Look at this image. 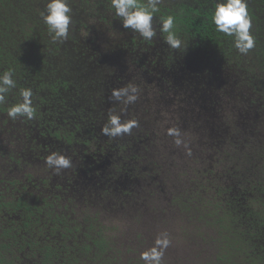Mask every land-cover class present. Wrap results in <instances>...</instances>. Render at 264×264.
Here are the masks:
<instances>
[{"label":"trees","instance_id":"obj_1","mask_svg":"<svg viewBox=\"0 0 264 264\" xmlns=\"http://www.w3.org/2000/svg\"><path fill=\"white\" fill-rule=\"evenodd\" d=\"M90 1L68 0L72 23L68 39L61 43L53 42L41 18L47 0H0V73L12 70L16 81L8 102L15 104L21 100V88L37 83L39 68L34 64H69L74 54L70 41L77 43L74 27L81 23L82 15L95 11ZM104 1L108 0H98V4ZM216 2L163 0L153 15L159 19L174 16L175 31L191 52L201 50L223 64L238 58L255 66V75H249L242 68L246 64H227L233 80L240 82L237 87L247 90V106L252 112L247 119L245 111L237 112V120L245 118L244 127L236 125L234 118L229 133L236 148L217 156L220 164L216 162L214 170H200L202 177L196 185L183 178L188 172L185 166L172 163L163 172L154 170L150 177L154 189L143 198L163 200L165 208L154 205L148 213L138 208L139 196L113 187L114 183L101 193L84 179L78 182L77 194L47 185L39 190L32 175L6 177L0 173V264H144L140 254L153 246L164 223L160 217L166 213L181 215L188 224L180 226L179 233L182 244L194 250L178 251L183 246L173 254L165 250L162 264H264V126L256 124L264 121V0H247L250 32L255 38V47L247 55L235 49L233 37L215 30ZM232 51L236 52L233 57ZM233 68L241 69L234 72ZM46 69L42 67V72ZM25 70L31 75L35 71L27 86ZM52 85L38 84V93L48 95ZM43 98L36 95L32 102L36 105ZM0 110H4L1 105ZM16 164L22 169L27 163L19 159ZM82 170L87 174L86 165ZM80 175L84 177L82 172ZM181 180L188 187L176 191V181ZM89 190L94 196L89 197ZM129 216L132 221L122 225ZM147 217L157 222L154 230L143 223Z\"/></svg>","mask_w":264,"mask_h":264},{"label":"flooded vegetation","instance_id":"obj_2","mask_svg":"<svg viewBox=\"0 0 264 264\" xmlns=\"http://www.w3.org/2000/svg\"><path fill=\"white\" fill-rule=\"evenodd\" d=\"M90 4L95 11L82 15L81 23L74 27L77 43L70 41L74 54L69 64H34L39 72L32 97L44 96L33 104L35 118L13 121L7 116L12 104L6 100L1 105L0 173L6 177L32 175L39 190L47 185L77 192L78 182L88 179L95 192H103L114 183L113 187L118 185L142 199L140 210L148 213L154 205L162 209L161 200L143 198L154 189L150 178L154 170L163 172L172 163L185 166L188 172L183 178L196 185L202 177L200 170H214L216 162L220 164L218 157L236 148L229 130L234 118L236 125L244 127L245 118L252 113L246 109L249 94L236 87L240 91L234 95L231 68L217 64V56L191 52L184 44L171 49L158 30L160 19L155 15L157 35L145 41L122 27L109 0L102 4L91 0ZM34 74L25 70L26 86ZM42 83L53 84L46 89L48 95L38 93L37 85ZM129 84L139 89L135 103L125 106L111 98L113 89ZM240 110L246 113L244 120L241 116L237 120ZM110 112L122 121L136 119L139 127L116 138L103 135L101 128ZM169 128L179 129L181 145L167 134ZM52 152L70 158L72 167L56 174L45 164ZM19 159L27 163L22 169L16 164ZM82 165L87 174L81 171ZM92 192L89 190V197L94 196Z\"/></svg>","mask_w":264,"mask_h":264},{"label":"clouds","instance_id":"obj_3","mask_svg":"<svg viewBox=\"0 0 264 264\" xmlns=\"http://www.w3.org/2000/svg\"><path fill=\"white\" fill-rule=\"evenodd\" d=\"M163 0H110L111 7L115 10V16L121 21L124 29H131L145 40L150 41L157 35V28L153 27V14L159 11V5ZM72 8L68 0H47L45 10L41 12L43 23L53 42H64L69 36V26L72 23ZM212 22L215 30L225 36L233 37L235 49L242 55H247L255 47V38L251 34L252 18L248 12L247 0H217ZM175 18L172 15L160 18L159 32L164 42L171 49H180L183 41L175 31ZM16 88L12 70L0 73V105L5 104L8 94ZM21 100L12 104L7 109V116L15 121L17 119L32 120L36 110L33 106V91L29 87L19 90ZM112 99L123 103L125 106L133 104L139 98V89L135 85H127L112 90ZM139 127L136 119L121 120L117 114L109 113L107 123L101 132L109 138H116L125 134H131L133 128ZM169 136L175 137V144L181 145L183 141L177 128L167 130ZM185 147L187 145L185 144ZM189 154L190 151H189ZM45 164L59 174L62 169L72 167L71 159L59 152H52L45 158ZM171 241L166 232H162L155 238L154 244L149 249L141 252L140 259L144 264H162L165 250Z\"/></svg>","mask_w":264,"mask_h":264},{"label":"rangeland","instance_id":"obj_4","mask_svg":"<svg viewBox=\"0 0 264 264\" xmlns=\"http://www.w3.org/2000/svg\"><path fill=\"white\" fill-rule=\"evenodd\" d=\"M231 53L232 54H230V55H232V57H233V54H235L236 52L232 51ZM241 61L242 60H240L238 58L235 59V60L231 59V60H228L229 63H227V64H237V65L238 64H246V63H241ZM217 64H223L221 59L217 61ZM242 68L247 72L246 74L255 75V74H252L253 70H256L255 66L252 67L249 64H246V66H243ZM240 69L241 68H233V71L237 72V70H240ZM239 83L240 82L238 80H235V79H234V81H232L231 88L233 90L234 95L238 94L239 91H240V89H238V90L236 89V87L238 86ZM243 93L245 95H247L246 91L243 92ZM250 97H252V95ZM246 109L249 110V108H246ZM242 111H244V110H242ZM253 113H254V117H256L255 116L256 115V111L253 112ZM256 124H259V126L260 125L264 126V121H256ZM166 137L169 138L168 135ZM165 142H168V140L165 139ZM159 151H160L161 155H165L166 151H164L162 149V147H160ZM186 187H188V182L185 183V181H183V180L178 181V182L176 181V187H175L176 191H183ZM158 204L160 205V207L162 209L165 208V203H164L163 200L159 201ZM163 205H164V207H162ZM160 218H163L162 221L164 223H162L161 227L159 228V234L162 233V232H166L168 234V236H169V239H172V242L170 243V245L166 249V251L172 252L171 254H173V253H176V251H174V250H176V249H178V248H180L182 246H183L182 249H178V251L184 253L185 251L189 252V251H193L194 250V249L190 250V249H188V245L182 244L183 242H182V239H181V236H180V233H179L180 232V226L188 225V224L183 223V221L181 220V215H178L176 213L175 214L174 213H172V214L171 213L170 214L166 213L165 216H162ZM160 218H158V219H160ZM125 220L128 221V222H124V223H122V225H127L128 223H130V221H132V218L129 216L128 219H125ZM143 223H146L148 225V227L151 228L152 230H154L157 227V222L155 220L150 219V217L149 218L147 217V219L144 218L143 219ZM202 254L204 255L205 253H202Z\"/></svg>","mask_w":264,"mask_h":264}]
</instances>
